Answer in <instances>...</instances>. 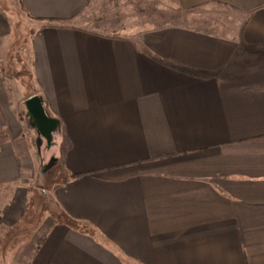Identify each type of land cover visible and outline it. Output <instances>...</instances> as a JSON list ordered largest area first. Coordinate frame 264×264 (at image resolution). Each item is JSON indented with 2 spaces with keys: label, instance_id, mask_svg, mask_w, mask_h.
<instances>
[{
  "label": "crops",
  "instance_id": "obj_1",
  "mask_svg": "<svg viewBox=\"0 0 264 264\" xmlns=\"http://www.w3.org/2000/svg\"><path fill=\"white\" fill-rule=\"evenodd\" d=\"M175 1L182 24L106 33L97 0H0V63L21 10L34 85L0 68V264H264V0ZM34 96L63 178L28 239Z\"/></svg>",
  "mask_w": 264,
  "mask_h": 264
},
{
  "label": "rangeland",
  "instance_id": "obj_2",
  "mask_svg": "<svg viewBox=\"0 0 264 264\" xmlns=\"http://www.w3.org/2000/svg\"><path fill=\"white\" fill-rule=\"evenodd\" d=\"M98 9L92 13H97L94 17H105V23L100 27V30L106 33L112 32H130L134 28L133 22L138 20L144 21L146 24L143 28H157L168 24H179V14H181L175 0H97ZM5 5V3H3ZM11 4V3H10ZM14 4L11 5L13 7ZM9 26L13 29L11 37V53L8 57L2 59L0 68L3 70V76L6 77L7 86L13 99L22 98L34 91V85L31 80L29 66V54H25L28 50V40L30 38L31 20L18 10L17 14L10 12ZM99 14V15H98ZM45 139L39 147V157L43 159V164L36 168L34 174L33 187L34 197L29 208L28 229H31L32 234H28V239L35 236L39 232L41 226L52 214L57 213L53 203H49L44 191L52 189L60 183L63 178V172L59 163V146L58 140L53 139L50 149L47 148ZM55 212H54V211ZM20 237L25 238V235ZM40 235H36V239Z\"/></svg>",
  "mask_w": 264,
  "mask_h": 264
},
{
  "label": "water",
  "instance_id": "obj_3",
  "mask_svg": "<svg viewBox=\"0 0 264 264\" xmlns=\"http://www.w3.org/2000/svg\"><path fill=\"white\" fill-rule=\"evenodd\" d=\"M43 104V99L40 96H34L26 100L24 105L26 106L29 124L39 134L40 142L45 139L47 148L50 149L54 134L60 129L61 124L59 120L48 115Z\"/></svg>",
  "mask_w": 264,
  "mask_h": 264
},
{
  "label": "trees",
  "instance_id": "obj_4",
  "mask_svg": "<svg viewBox=\"0 0 264 264\" xmlns=\"http://www.w3.org/2000/svg\"><path fill=\"white\" fill-rule=\"evenodd\" d=\"M59 132V130L56 132V133H58ZM56 133L54 134V138L53 139H55V135H56Z\"/></svg>",
  "mask_w": 264,
  "mask_h": 264
}]
</instances>
